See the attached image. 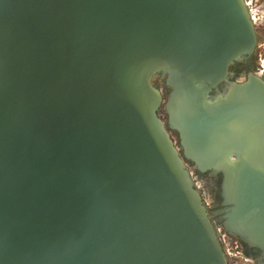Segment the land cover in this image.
<instances>
[{
	"label": "water",
	"instance_id": "obj_1",
	"mask_svg": "<svg viewBox=\"0 0 264 264\" xmlns=\"http://www.w3.org/2000/svg\"><path fill=\"white\" fill-rule=\"evenodd\" d=\"M260 48L245 0H0V264H264Z\"/></svg>",
	"mask_w": 264,
	"mask_h": 264
},
{
	"label": "built area",
	"instance_id": "obj_2",
	"mask_svg": "<svg viewBox=\"0 0 264 264\" xmlns=\"http://www.w3.org/2000/svg\"><path fill=\"white\" fill-rule=\"evenodd\" d=\"M245 2L247 4L251 19L255 23L256 28H259L261 25H264V2H261V0H245ZM263 47L264 42L261 45V48ZM258 59V72L264 79V56L259 55ZM237 251V246L230 250L231 255L239 259L240 256Z\"/></svg>",
	"mask_w": 264,
	"mask_h": 264
},
{
	"label": "flooded vegetation",
	"instance_id": "obj_3",
	"mask_svg": "<svg viewBox=\"0 0 264 264\" xmlns=\"http://www.w3.org/2000/svg\"><path fill=\"white\" fill-rule=\"evenodd\" d=\"M257 33H258V37H260V38H263V36H264V28H257ZM259 39V38H258ZM252 67H253V65H252ZM160 84H162L163 85V87H164V89H169L168 87H166L165 86V83L164 82H160ZM173 133V135H176V132H172ZM216 192L215 191H212V199H213V201H214V203H216L217 202V200H216ZM215 210V209H214ZM226 237V241L228 242V244L230 245L232 242H234L233 241V238H231V237H229V236H225ZM231 246V245H230ZM232 248H234L233 246H231V250H232ZM239 259L241 260V263H244V264H247L246 262H244L240 257H239ZM243 261V262H242Z\"/></svg>",
	"mask_w": 264,
	"mask_h": 264
},
{
	"label": "rangeland",
	"instance_id": "obj_4",
	"mask_svg": "<svg viewBox=\"0 0 264 264\" xmlns=\"http://www.w3.org/2000/svg\"><path fill=\"white\" fill-rule=\"evenodd\" d=\"M261 2H264V0H261ZM260 28H264V25H261V26L259 27V29H260ZM258 38H259V39H258L259 42H261V45H262L263 42H264V41H263L264 36H263V38H260V37H258ZM260 51H261V48H260ZM233 263H234V264H241V262H240V260H239L238 258H234V259H233Z\"/></svg>",
	"mask_w": 264,
	"mask_h": 264
},
{
	"label": "trees",
	"instance_id": "obj_5",
	"mask_svg": "<svg viewBox=\"0 0 264 264\" xmlns=\"http://www.w3.org/2000/svg\"><path fill=\"white\" fill-rule=\"evenodd\" d=\"M263 41H264V39H263ZM259 55H263L264 56V47L261 48V51L259 50Z\"/></svg>",
	"mask_w": 264,
	"mask_h": 264
}]
</instances>
